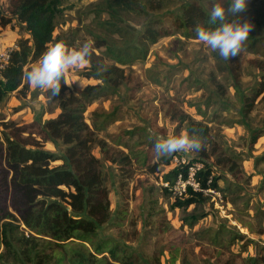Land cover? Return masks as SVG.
<instances>
[{
  "label": "rangeland",
  "instance_id": "374dc122",
  "mask_svg": "<svg viewBox=\"0 0 264 264\" xmlns=\"http://www.w3.org/2000/svg\"><path fill=\"white\" fill-rule=\"evenodd\" d=\"M106 1L110 0H67L56 19V41H64L69 48H78L89 39L94 42L93 65L89 61L67 73L69 87L76 93L88 85H103L96 75L87 76V73H93L95 65L106 69L113 63L106 55L107 47L125 46L118 40L109 21L134 33L141 32L152 18H161L165 25L172 27L173 18L181 14L187 3L198 2L206 6L209 0H160L161 7L147 12H131L117 5L110 7ZM139 2L144 4L143 0ZM243 17L250 19L254 27L241 54L230 58L231 65L237 61L240 92L233 86L229 62L197 38L174 33L153 44L144 61L126 68L132 75L131 82L116 90L112 88L108 94L96 93L87 107L85 116L92 126L96 113L99 123L103 118L101 113L117 112L114 115L124 120V126L113 133L106 132L116 118L112 116L109 123L103 128H95V132L98 138L111 141L126 133L121 143L133 151L134 158L128 168L127 177L131 182L126 184L122 180L123 173L113 166L114 163H104L103 175L113 205V217L100 226L97 238L111 236L124 241L132 247L137 260L151 262L153 257H159L163 264H253L258 260L264 264V159L261 158L264 156V138L259 140V137L253 147L248 142L250 128L264 127V96L256 100L247 117L250 128L239 122L237 111L242 103L241 93L251 95L250 89L257 86L264 72V8L251 9ZM16 26L19 34L27 36L18 24ZM25 83L27 93L6 99L0 105L1 114L7 119H13L8 118L9 114L14 115L13 120L19 123H27L36 116L42 121L57 116L59 108L49 102L48 93L31 87L26 80ZM175 109L198 120L208 121L213 113L217 115L215 122L210 124L224 134L228 153H239L240 172L237 175L227 171L225 166L216 168L221 175L222 191L214 193L204 209L196 210L190 206L187 211L171 207L174 197L158 181L174 165L165 164L166 158H155L154 139L148 129L165 137L185 130V126L171 118ZM131 116H134L133 120ZM128 118L131 121H126ZM125 126L133 128L123 129L120 133ZM98 147L95 145L93 151ZM46 148L58 152L52 143H47ZM134 148L137 152L144 151L143 159L131 150ZM177 154L194 159L196 155L195 152ZM154 164L157 170L148 173L146 170ZM116 194L120 195L117 203ZM205 211L207 214L199 217ZM189 213L198 218L189 217Z\"/></svg>",
  "mask_w": 264,
  "mask_h": 264
},
{
  "label": "trees",
  "instance_id": "16d2710c",
  "mask_svg": "<svg viewBox=\"0 0 264 264\" xmlns=\"http://www.w3.org/2000/svg\"><path fill=\"white\" fill-rule=\"evenodd\" d=\"M66 1L7 0L10 16H1L0 24L15 19L27 36L18 34L10 60L0 71V105L14 91L27 93L23 71L40 58L48 44L56 41V19ZM106 2L110 7L117 5L131 12H147L161 7L160 0H143L144 4L139 0ZM214 2L216 0H209L206 6L198 2L187 3L181 14L173 18L172 27L165 25L161 18H152L141 32L134 33L109 21L118 40L125 46L107 47L106 55L113 63L100 74L96 65L93 73H87V76L96 75L103 85H88L76 93L62 80L59 94L52 98L49 91L47 96L49 102L59 108L57 116L44 121L36 116L27 123H19L7 119L0 111V264H163L159 257H153L151 262L137 260L132 247L120 239L111 236L97 238L100 226L113 217L109 189L104 181V163L109 160L116 164L125 178L130 172L132 157L123 149L98 138L95 132V128H103L110 122L115 111L101 113L103 118L99 123L96 113L92 120L94 128L85 112L96 93L108 94L112 88L116 90L131 82L132 75L126 72V68L144 61L151 46L161 37L180 33L187 38H196L195 25L209 26V13ZM220 2L227 8L230 0ZM247 4V11L239 16L243 17L251 9L259 11L264 8V0H247ZM113 16L120 18L119 15ZM227 62L235 91L240 92L237 61L232 65L231 60ZM262 77L257 86L250 89L251 95L241 93L242 103L237 109L239 122L248 128L250 121L247 117L256 100L264 96V72ZM171 118L185 126L189 133L197 134L204 143L203 150L195 152V159L192 157V160L204 164L197 175L200 188L189 187L185 195L174 197L171 207L187 211L190 206L196 210L199 207L204 209L213 195L206 190L222 191L219 185L221 175L216 168L225 166L227 171L237 175L240 172L239 153H228L224 134L210 124L218 118L214 113L206 121L175 109ZM250 131L248 142L253 147L264 134V127H252ZM47 143H52L58 152L46 148ZM95 145L100 147L102 157L93 153ZM174 155L166 158L165 164H172ZM181 169L180 166L172 167L158 181L161 185L166 181L173 183ZM156 170V164L149 166V172ZM163 189L168 190L164 186ZM206 214V211L201 212L199 217ZM189 215L198 218L193 213ZM253 264L261 263L255 260Z\"/></svg>",
  "mask_w": 264,
  "mask_h": 264
},
{
  "label": "clouds",
  "instance_id": "9594fccd",
  "mask_svg": "<svg viewBox=\"0 0 264 264\" xmlns=\"http://www.w3.org/2000/svg\"><path fill=\"white\" fill-rule=\"evenodd\" d=\"M248 9L247 0H230L226 8L216 0L209 13V26L197 23L196 38L203 45L217 53L225 61L237 57L244 50L249 34L254 25L250 19L239 16ZM229 17H234L230 19ZM92 40H86L78 48H69L64 41H56L46 46L38 61L23 71V79L37 89H43L50 97H55L61 90V81L70 85L66 79L67 73L75 68L89 63L93 52ZM105 69L98 68L100 74ZM81 88H83V85ZM154 139L155 158L171 157L175 153L199 152L204 143L195 133L182 130L179 134H169L166 137L148 129Z\"/></svg>",
  "mask_w": 264,
  "mask_h": 264
},
{
  "label": "crops",
  "instance_id": "0c3cea01",
  "mask_svg": "<svg viewBox=\"0 0 264 264\" xmlns=\"http://www.w3.org/2000/svg\"><path fill=\"white\" fill-rule=\"evenodd\" d=\"M1 16H5V17H9L10 16V14L7 12V0H0V17ZM16 20L15 19H13L10 23H8V24H5V25H3V24H0V50H2V49H4V48H6V47H15V45H16V42H15V40H16V38H17V36H18V26H16ZM16 94H20V95H22L23 96V94L22 93H20V92H18V91H14L13 93H11L6 99H9L11 96H15L16 97ZM6 99H5V101H6ZM9 103H11V102H9ZM14 106H16V104L14 105ZM0 111H1V107H0ZM117 113V112H116ZM13 118L14 119V115H10L9 114V116H8V118ZM116 117V116H115ZM133 117L134 116H131L130 118L133 120ZM140 120H143L142 118H139ZM126 121H131V120H129V118L126 120ZM123 123H124V120H122V119H120V118H114V121L112 122V123H110L109 125H108V129L106 130V132H109V133H113V132H115V131H117L118 130V128L120 127V126H122L123 125ZM91 124V123H90ZM124 126V125H123ZM131 128H133V126H125V127H122L121 129H120V133L122 132L121 130H123V129H126V130H132ZM147 129V128H146ZM131 132H133V131H131ZM123 135H122V137H119L117 140H115V141H111L109 138L108 139H105L108 143H110L111 145H114V146H116V147H119V148H121V149H123L125 152H127L128 154H129V156L130 157H132V154H131V152H133V151H129V148H128V146L126 145V144H124V143H121L123 140H122V138L124 137V134H126V133H122ZM262 138H264V136H260V138H259V140H261ZM258 140V141H259ZM93 150H94V148H93ZM131 150H134V151H136V154H138L139 155V158L140 159H143V154H144V151L143 150H141V151H138L137 152V148H134V149H131ZM93 153L97 156V157H102V152H101V149H100V147H98L95 151H93ZM137 155V156H138ZM146 157H147V155L145 156V159H146ZM132 160H134V158H132ZM107 161H109V160H107ZM109 162H111V161H109ZM112 163V162H111ZM135 164V163H134ZM113 166H116V168H118V170H119V167L115 164V165H113ZM148 173H151V172H149V170H146ZM122 180H123V182L126 184V182H131L130 180L131 179H129V178H127V177H125V178H122ZM119 198H120V195L119 194H116L115 195V203H117L118 202V200H119ZM115 206V205H114ZM113 208V205L111 206L110 205V208ZM112 208H111V210H112Z\"/></svg>",
  "mask_w": 264,
  "mask_h": 264
},
{
  "label": "built area",
  "instance_id": "2783aa9c",
  "mask_svg": "<svg viewBox=\"0 0 264 264\" xmlns=\"http://www.w3.org/2000/svg\"><path fill=\"white\" fill-rule=\"evenodd\" d=\"M13 48L14 47H6L0 50V71L7 66ZM173 165L174 167L180 166L183 169L179 170L173 183L167 181L162 183V186L167 187L173 197H181L185 195L189 187L194 190H198L200 188L197 175L204 167L202 161L192 160V158L188 155L176 154L173 157ZM206 191L212 193L213 195L217 192L212 189H207Z\"/></svg>",
  "mask_w": 264,
  "mask_h": 264
}]
</instances>
